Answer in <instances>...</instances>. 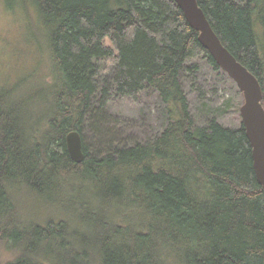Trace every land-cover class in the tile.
Returning a JSON list of instances; mask_svg holds the SVG:
<instances>
[{"label":"trees","instance_id":"obj_1","mask_svg":"<svg viewBox=\"0 0 264 264\" xmlns=\"http://www.w3.org/2000/svg\"><path fill=\"white\" fill-rule=\"evenodd\" d=\"M3 1L37 14L53 83L0 87V246L12 254L0 264H264V186L252 146L243 124L196 125L182 71L204 58L226 74L176 2ZM197 1L223 45L259 79L264 107L255 26L259 11L264 28V0ZM97 60L114 71L105 96L136 102L153 88L168 124L146 143H108L105 156L84 145L85 160L75 163L66 138L81 134L98 93ZM27 194L48 211L60 206V218L27 225L17 202Z\"/></svg>","mask_w":264,"mask_h":264},{"label":"rangeland","instance_id":"obj_2","mask_svg":"<svg viewBox=\"0 0 264 264\" xmlns=\"http://www.w3.org/2000/svg\"><path fill=\"white\" fill-rule=\"evenodd\" d=\"M23 7L18 5L8 9L5 2L0 0V87H12L22 81L29 91L32 87L53 83L52 63L45 29L39 25L33 8ZM261 16L259 11L255 14V26L259 33V51L263 55ZM96 62L101 71L99 90L90 100V113L85 116L81 128L84 145L93 155L105 156L110 153L108 143L117 149L137 142L146 143L158 137L168 124L167 106L159 94L147 87L136 102L116 95L105 96L104 90H114V71L110 68L104 70L102 60ZM180 81L197 126L205 127L213 119L226 127L237 128L241 125L242 92L230 77L213 71L204 58L188 63ZM97 110L98 113L102 112L100 117L94 113ZM74 183L77 187L80 184L69 181L68 185ZM17 202L27 225L60 218V206L55 212L48 211L43 207L45 200L37 195H19ZM68 217L71 218L69 215L65 218ZM11 258L12 254L0 246V263Z\"/></svg>","mask_w":264,"mask_h":264},{"label":"water","instance_id":"obj_3","mask_svg":"<svg viewBox=\"0 0 264 264\" xmlns=\"http://www.w3.org/2000/svg\"><path fill=\"white\" fill-rule=\"evenodd\" d=\"M174 1L183 11L189 25L199 32L201 45L211 53L220 69L236 83L243 94L240 116L252 146L256 178L264 186V107L261 83L223 45L197 0ZM66 143L71 160L75 163L83 162L85 154L82 135L72 132L67 136Z\"/></svg>","mask_w":264,"mask_h":264},{"label":"bare ground","instance_id":"obj_4","mask_svg":"<svg viewBox=\"0 0 264 264\" xmlns=\"http://www.w3.org/2000/svg\"><path fill=\"white\" fill-rule=\"evenodd\" d=\"M68 151V150H67Z\"/></svg>","mask_w":264,"mask_h":264}]
</instances>
